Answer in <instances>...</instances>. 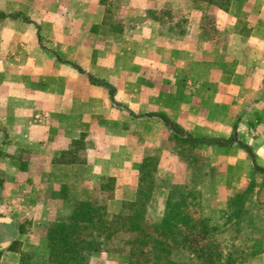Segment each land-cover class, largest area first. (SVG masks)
<instances>
[{"label":"rangeland","instance_id":"374dc122","mask_svg":"<svg viewBox=\"0 0 264 264\" xmlns=\"http://www.w3.org/2000/svg\"><path fill=\"white\" fill-rule=\"evenodd\" d=\"M250 1L242 6L235 0H36V4L24 0L35 17L47 14L53 19L42 21L40 40L56 51L58 59L81 66L77 65L80 72L73 71L74 78L85 76L84 70L107 78L117 86L121 102L136 110L143 103L166 105L178 112L175 118L194 136H228L235 123L237 138L252 148L255 161L264 167V0ZM220 2L233 14L229 30L216 28ZM166 44L184 53L171 50L168 62L162 60L166 55L161 46ZM177 58L179 64L173 62ZM122 111L115 124L106 114L104 130L113 125L130 127V154L163 163L154 174L146 221L161 217L168 192L178 185L195 217H210L221 227L222 233L206 240L230 242L237 237L234 220L228 227L223 222L226 210L237 206L229 207L228 202L247 190L239 234L258 237L263 252L245 264H264V174L253 168L246 151L236 143L226 148L180 143L166 125L129 121ZM100 118L89 117L93 124ZM72 125L80 127L75 119ZM114 140L106 139L101 145L104 151L118 142ZM89 189L90 201L104 206L109 217L126 212L127 200L114 198L113 180L98 179ZM129 237L124 232L113 235L89 264H128ZM27 253L30 264H46L40 250ZM173 257L188 264L200 262L188 250H176Z\"/></svg>","mask_w":264,"mask_h":264},{"label":"crops","instance_id":"0c3cea01","mask_svg":"<svg viewBox=\"0 0 264 264\" xmlns=\"http://www.w3.org/2000/svg\"><path fill=\"white\" fill-rule=\"evenodd\" d=\"M235 3L243 6L251 1ZM25 6L24 0H0V12L13 15L0 18V217L8 218L0 221V264H19L22 252L35 250L47 257L48 224L68 221L76 201L91 200L89 187L98 179L114 181V198L135 199L139 166L146 156L137 159L130 154V127L113 125L112 130H104L106 114L113 116L114 124L123 110L129 121H155L162 126L165 124L158 117H133L129 110L136 115L161 112L191 134L175 118L178 112H171L166 105L151 107L143 103L136 110L121 102L117 86L107 78L86 70L81 72L85 76L74 78L73 71L80 72L75 67L78 64L58 59L56 51L40 40L42 21L53 19L47 14L35 17ZM232 16L226 9H218L216 28L231 29ZM161 48L166 55L161 59L167 62L171 50L184 53L167 44ZM146 60L153 62L151 58ZM179 61L177 58L173 62ZM88 74L112 85L113 97L105 87L92 83ZM180 95L176 96L178 102ZM92 116L101 117L100 123L93 124L89 119ZM74 119L79 128L73 127ZM108 138L118 142L104 151L101 145ZM161 165L158 160L157 168Z\"/></svg>","mask_w":264,"mask_h":264},{"label":"trees","instance_id":"16d2710c","mask_svg":"<svg viewBox=\"0 0 264 264\" xmlns=\"http://www.w3.org/2000/svg\"><path fill=\"white\" fill-rule=\"evenodd\" d=\"M207 1L216 3V0ZM224 3L220 2L217 6L222 8ZM18 15L20 14H15ZM5 16L13 15L0 12V18ZM22 18L25 19L24 16ZM75 67L79 69L78 66ZM88 77L92 83L105 87L110 97H113L112 85L90 74ZM129 113L133 117H158L173 131L180 143L190 146L228 147L236 143L246 151L253 168L264 174V167L255 161L252 148L237 138L235 123L227 137L193 136L185 133L183 128L164 113L136 115L130 110ZM156 168L157 161L152 156L142 159L136 197L124 202L126 212L109 217L104 206L90 200H78L73 205L68 221L49 224L46 228V264H89L90 258L103 249L105 241L121 232L130 235L126 241L128 264H188L175 260L173 253L176 250L190 251L200 260L198 264H245L250 257L263 252L258 237L239 234L242 232L240 217L247 190L238 192L228 202L229 207L237 206L231 212L226 210V220L223 222V226L228 227L234 220L231 225L235 227L237 237L230 242L206 240L222 233L221 227L211 223L210 217H195L188 210L183 188L178 185L168 192L161 217L148 223L146 211L154 189ZM105 187V183L101 185V188ZM28 257L27 252H22L19 264H30Z\"/></svg>","mask_w":264,"mask_h":264},{"label":"water","instance_id":"95a60500","mask_svg":"<svg viewBox=\"0 0 264 264\" xmlns=\"http://www.w3.org/2000/svg\"><path fill=\"white\" fill-rule=\"evenodd\" d=\"M8 218L7 217H0V221H7Z\"/></svg>","mask_w":264,"mask_h":264}]
</instances>
